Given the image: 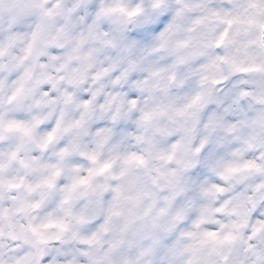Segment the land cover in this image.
<instances>
[{"label": "clouds", "instance_id": "1", "mask_svg": "<svg viewBox=\"0 0 264 264\" xmlns=\"http://www.w3.org/2000/svg\"><path fill=\"white\" fill-rule=\"evenodd\" d=\"M0 264H264V0H0Z\"/></svg>", "mask_w": 264, "mask_h": 264}]
</instances>
